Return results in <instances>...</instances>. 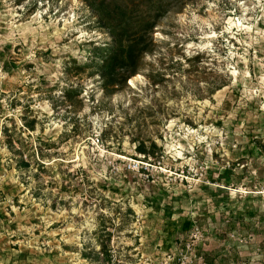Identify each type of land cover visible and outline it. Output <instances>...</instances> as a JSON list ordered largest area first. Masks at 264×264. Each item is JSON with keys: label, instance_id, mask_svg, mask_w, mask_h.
Here are the masks:
<instances>
[{"label": "rangeland", "instance_id": "rangeland-1", "mask_svg": "<svg viewBox=\"0 0 264 264\" xmlns=\"http://www.w3.org/2000/svg\"><path fill=\"white\" fill-rule=\"evenodd\" d=\"M259 144L264 0H0V264H264Z\"/></svg>", "mask_w": 264, "mask_h": 264}, {"label": "trees", "instance_id": "trees-1", "mask_svg": "<svg viewBox=\"0 0 264 264\" xmlns=\"http://www.w3.org/2000/svg\"><path fill=\"white\" fill-rule=\"evenodd\" d=\"M92 7L96 9L95 5H92ZM106 27L112 33V36L115 37L117 42L116 44H119V46L115 50L109 52V54L103 59L102 80L104 82V89L108 91V89L117 85V78L121 75L122 72H125L126 74L123 79L124 81L135 76L136 68L131 67L130 64L136 63V60L140 58L142 50H140L139 47L142 42V37L134 38L133 40L129 41L126 46H124L122 44V40L119 39L118 36H116V29L108 24L106 25ZM153 27L154 25H149L148 30H152ZM227 83L216 85L212 90V95L223 89L225 86H228L229 82ZM28 128L30 130H33L34 125L31 124L28 126ZM132 143L135 146L136 153L144 156V159L156 157L157 153L160 151L155 141H150L149 144H147L144 140H136ZM257 147L260 150L264 149V146H261V144H259ZM192 225L193 224L191 220H186L181 226V230H189ZM166 237L169 238L168 233L166 234ZM102 248L105 249L104 246ZM164 248L168 249L166 241L164 243Z\"/></svg>", "mask_w": 264, "mask_h": 264}, {"label": "built area", "instance_id": "built-area-1", "mask_svg": "<svg viewBox=\"0 0 264 264\" xmlns=\"http://www.w3.org/2000/svg\"><path fill=\"white\" fill-rule=\"evenodd\" d=\"M96 141H99V139H97Z\"/></svg>", "mask_w": 264, "mask_h": 264}]
</instances>
